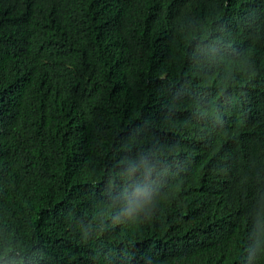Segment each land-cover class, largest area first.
<instances>
[{"label":"trees","instance_id":"trees-1","mask_svg":"<svg viewBox=\"0 0 264 264\" xmlns=\"http://www.w3.org/2000/svg\"><path fill=\"white\" fill-rule=\"evenodd\" d=\"M0 264H264V0H0Z\"/></svg>","mask_w":264,"mask_h":264}]
</instances>
